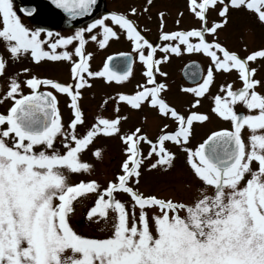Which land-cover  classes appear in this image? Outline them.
Returning a JSON list of instances; mask_svg holds the SVG:
<instances>
[{
	"label": "snow or ice",
	"instance_id": "snow-or-ice-1",
	"mask_svg": "<svg viewBox=\"0 0 264 264\" xmlns=\"http://www.w3.org/2000/svg\"><path fill=\"white\" fill-rule=\"evenodd\" d=\"M52 3L77 18L91 13L96 0ZM189 7L200 26L161 31L159 39L164 43L154 45L124 13L109 12L71 35L55 33L54 39L52 31L25 26L13 0H0V40L5 42L10 57L17 60L30 54L35 63L45 59L70 61L73 80L65 84L38 77L27 67L20 70L24 79L17 75L8 78L3 96L12 103L0 113V264H264V94L256 90L264 88V80L255 78L256 69L249 64L264 59V49L241 57L215 39L218 30L227 26L232 9L250 11L264 24V0H189ZM23 11L31 15L35 9ZM209 11L217 12L221 19L209 22ZM160 15L163 17V13ZM121 34L131 41L136 57L145 66L147 80L132 94H118L117 101L136 110L146 104L171 118L175 130L167 131L169 126L164 124L155 139L139 127L121 135L127 154L121 172L106 186L96 179L73 183L72 174L91 172L93 168L81 160V154L94 139L120 134L119 115L98 116L83 134H78V125L85 124L79 103L81 90L91 86L88 78L123 82L132 72L133 58L127 53L120 54L125 65L122 71L107 62L102 70H90L92 54H86L85 45L91 40L104 48ZM157 50L164 55L156 58ZM185 52L205 54L211 61L202 82L184 89L195 97L205 96L216 71L236 70L242 81L237 89L231 84L221 85L224 94L214 96L212 112L229 121L230 127L210 132L195 147L188 146L194 122H206L210 116L197 111L185 115L170 106L162 96L168 85L156 77V73L167 75L159 65L170 54ZM7 63L0 56V75L5 73ZM49 88L70 98L72 118L67 127L57 96ZM198 104L200 100L196 99L191 107ZM237 104L245 106L247 114L237 112ZM245 128L250 131L246 139ZM58 138L61 148L56 144ZM169 142L185 154L186 164L203 182L191 202L138 189L145 160L154 161L147 165L150 170L167 172L175 167L177 153L168 147ZM142 143L149 145L146 156L141 151ZM93 154L102 158L98 148ZM117 193L127 194L130 203L117 198ZM86 194L95 195L86 219L103 222L106 228L111 225L105 238L78 234L71 225L74 201Z\"/></svg>",
	"mask_w": 264,
	"mask_h": 264
},
{
	"label": "rangeland",
	"instance_id": "rangeland-1",
	"mask_svg": "<svg viewBox=\"0 0 264 264\" xmlns=\"http://www.w3.org/2000/svg\"><path fill=\"white\" fill-rule=\"evenodd\" d=\"M103 1L102 11L104 10V13L97 18L113 11L124 13L135 22L137 30L154 45L164 43V41L159 39L161 31L190 30L199 27L201 23L190 11L189 0H151V3H149V0ZM22 2L23 0H13L14 10H16L15 6ZM132 8L136 9L135 13L131 12ZM161 13H163V17H161ZM208 18L209 22L221 19L215 11H209ZM44 20L45 24H52L50 21L48 22L47 18H44ZM162 20L163 28H161ZM177 21H179V24H177ZM69 29L54 25V28L52 27L47 31H52L55 39V33L67 36L75 32V30ZM93 34H96V32L94 31ZM208 38L210 40L213 39L212 36ZM215 39L229 50L237 52L241 57H245L252 51L264 49V24L260 23L250 11L241 10L237 12L232 9L228 13L227 26L218 30ZM193 40L195 41V38ZM1 44L6 47L5 42L2 40H0ZM5 49L8 52L7 48ZM62 50L58 49V51ZM68 50L73 51L72 46H69ZM85 50L86 54H92L89 59L90 70L92 71L102 70L108 57L116 53L125 52L136 56L132 43L126 34H121L118 39H110L104 48H100L97 41L88 40ZM162 55L164 53L157 50L156 58ZM73 58L78 59V57ZM5 59L8 63L5 73L0 77V113H5L12 103L11 100L4 99L3 96L9 82L8 78L17 75L24 79L25 74L20 71L22 68H30L31 74L38 77L73 83L70 61H50L45 59L40 63H35L32 61L30 54L22 55L17 60H13L9 54L5 56ZM193 61L201 64L202 75H206L207 68L211 63L210 58L202 53L187 52L181 55L170 54L169 59L159 65L160 70L167 74L166 76L156 73L157 81H162L168 85L162 96L170 106L185 115L191 111H197L210 116L208 121L199 122V125L194 127L189 147H195L210 132L228 127L229 121L219 118L212 112L214 96L218 93L224 94L220 91L221 85L231 84L233 89L242 87V81L239 79L236 70L230 72L216 71L214 72V82L210 85L209 91L205 96L195 97L194 94L184 91V89L195 87L196 84H188L182 77L183 67ZM249 64L251 68L256 69L255 78L264 80V59L258 58L254 62H249ZM144 71L145 66L137 58L133 74L126 81L121 83L111 82L113 85L111 86L104 78H88L91 86H86L81 90L82 97L80 99L82 102L80 106L85 116V124L83 126L78 125V134H83L91 124L96 122L98 116L115 118L116 115L121 117L120 134L112 136L99 135L95 138L89 148L81 154L83 162L93 165L91 172L72 174L70 182L75 183L81 180L96 179L102 186H106L109 180L114 179L121 172L120 165L126 158L124 156L125 144L120 138L121 135L139 127L142 132L155 139L160 134L164 124L169 126L167 131L175 130V122L171 118L159 115L155 109L150 108L146 104L140 110H136L124 102L117 101L118 94H132L138 90V85L146 83L147 77L144 75ZM256 90L264 94V88L258 87ZM24 92H28V89L24 88ZM54 94L56 95V93ZM56 96L59 101L60 96ZM196 99L200 100V104L191 107ZM62 106L59 104V110L62 122L67 127L72 118V113L71 109ZM117 107H119V112L116 111ZM235 110L237 112L242 111L245 114L248 111L245 106L240 104L235 106ZM243 131L246 139L250 135V131L247 128ZM56 144L58 148L62 147L59 138ZM144 144H141V151L147 154L149 148L144 147ZM168 147L177 153L175 167L167 172L161 169L150 170L147 165L154 161L151 159L145 160L141 168L142 175L138 189L145 194H155L162 198L191 202L197 195V188L202 186L203 182L194 176L190 167L186 164L185 154L171 142L168 143ZM97 148L101 150L102 158L94 156V150ZM255 166L254 164L253 167ZM208 191L211 192L212 189L209 188ZM117 198L123 202L130 203V197L127 194L117 193ZM94 199V194H86L84 198H77V201H74L75 214L71 216L70 222L78 234L92 238H105L110 234L111 225L109 224L106 228L103 222H90L85 217L86 211L94 203ZM153 231H155L154 227Z\"/></svg>",
	"mask_w": 264,
	"mask_h": 264
},
{
	"label": "water",
	"instance_id": "water-1",
	"mask_svg": "<svg viewBox=\"0 0 264 264\" xmlns=\"http://www.w3.org/2000/svg\"><path fill=\"white\" fill-rule=\"evenodd\" d=\"M35 6H39L46 10L59 25H65L69 27H80L82 24L92 21L99 15L102 9V1L96 0V5L93 8V11L83 17L72 18L69 17L66 12L58 8L55 4L52 3V0H30ZM29 9V8H28ZM34 9V8H33ZM130 57L133 58L132 55ZM112 60H109L108 63L110 67H114L117 71H122L125 67L122 62V58L119 55L113 56ZM133 61V59H132ZM202 76V67L198 62L188 63L182 70L183 79L189 84H196L201 80Z\"/></svg>",
	"mask_w": 264,
	"mask_h": 264
},
{
	"label": "flooded vegetation",
	"instance_id": "flooded-vegetation-1",
	"mask_svg": "<svg viewBox=\"0 0 264 264\" xmlns=\"http://www.w3.org/2000/svg\"><path fill=\"white\" fill-rule=\"evenodd\" d=\"M104 2V1H103ZM16 11H17V14L20 16L21 18V21L22 23L25 24V26H28V25H31V24H35L34 26H31L29 28L31 29H36V28H40V29H43L44 31H47V30H50L52 27L54 28V25L55 26H59L55 21H54V18L46 11L44 10L43 8L39 7V6H35L32 2H30L29 0H23V2L21 4H17L16 6ZM21 8H29V9H35V11L31 14V15H28L27 13H23L21 11ZM104 13V10L101 12V14ZM44 18H47L48 19V22L50 21L52 24H45V20ZM38 22V23H37ZM59 27H63V26H59ZM65 28V27H63ZM68 29V28H67ZM70 30V29H69ZM54 31V29H53ZM74 31V29H73ZM6 47H3V45L1 44L0 45V56H3L5 58V56L9 55L8 52H6ZM121 53H125V52H121ZM117 54V53H116ZM133 55V54H132ZM136 56L133 55V61H132V72L130 74V76H132L133 74V68H135V64H136ZM32 65V64H31ZM35 66V65H34ZM2 75H0L1 77ZM129 76V77H130ZM63 83H70V81L68 82H64L62 81ZM112 82H115V83H121V82H116V81H112ZM107 83L111 86H113L111 84V82H108ZM26 88V87H25ZM48 90L50 91H53L54 93H56V95H59L60 97V100L58 101V107H59V104L62 106V107H66V108H70V98L67 97L65 94H61V93H58V92H55V90L49 88ZM29 91V90H28ZM27 93V92H26ZM79 103H82L81 100L79 101ZM242 112V111H240ZM199 122H195L194 124V127L198 126ZM229 125L228 127H225V128H229L230 127V122H228ZM219 129H222V128H219ZM219 129H216L214 131H217ZM210 134V133H209ZM206 137H204L203 139H205ZM202 139V140H203ZM202 142V141H201ZM126 147V145H125ZM141 147V145H140ZM144 147H148L149 148V145L148 144H144ZM143 152V151H142ZM126 153H124V156L126 157ZM146 156V154H144ZM120 168H121V165H120Z\"/></svg>",
	"mask_w": 264,
	"mask_h": 264
}]
</instances>
